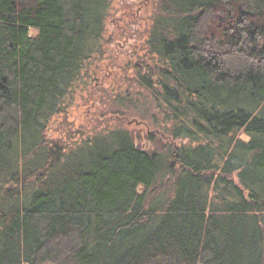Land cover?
I'll use <instances>...</instances> for the list:
<instances>
[{
    "label": "trees",
    "instance_id": "trees-1",
    "mask_svg": "<svg viewBox=\"0 0 264 264\" xmlns=\"http://www.w3.org/2000/svg\"><path fill=\"white\" fill-rule=\"evenodd\" d=\"M109 2L0 0V264H264V0L159 1L126 67L162 152L125 129L47 142Z\"/></svg>",
    "mask_w": 264,
    "mask_h": 264
},
{
    "label": "rangeland",
    "instance_id": "rangeland-1",
    "mask_svg": "<svg viewBox=\"0 0 264 264\" xmlns=\"http://www.w3.org/2000/svg\"><path fill=\"white\" fill-rule=\"evenodd\" d=\"M109 1L102 56L98 53L87 60V66L50 110L53 112L41 117L42 132L47 142L69 149L91 136L125 129L135 145L162 152L169 143L168 126L162 123L163 116L152 96L130 82L126 67L141 62L137 56L147 52L146 36L160 17V0ZM129 46L131 49H126Z\"/></svg>",
    "mask_w": 264,
    "mask_h": 264
}]
</instances>
